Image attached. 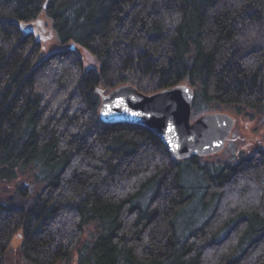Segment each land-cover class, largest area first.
I'll use <instances>...</instances> for the list:
<instances>
[{
  "label": "trees",
  "instance_id": "obj_1",
  "mask_svg": "<svg viewBox=\"0 0 264 264\" xmlns=\"http://www.w3.org/2000/svg\"><path fill=\"white\" fill-rule=\"evenodd\" d=\"M42 12L76 48L40 59ZM125 85L264 124V0H0V264H264V148L175 160L101 120Z\"/></svg>",
  "mask_w": 264,
  "mask_h": 264
},
{
  "label": "water",
  "instance_id": "obj_2",
  "mask_svg": "<svg viewBox=\"0 0 264 264\" xmlns=\"http://www.w3.org/2000/svg\"><path fill=\"white\" fill-rule=\"evenodd\" d=\"M98 93L103 122L129 123L153 131L178 161L217 154L232 133L234 122L222 115L206 114L192 121L195 93L191 86L179 85L149 96L129 85Z\"/></svg>",
  "mask_w": 264,
  "mask_h": 264
},
{
  "label": "rangeland",
  "instance_id": "obj_3",
  "mask_svg": "<svg viewBox=\"0 0 264 264\" xmlns=\"http://www.w3.org/2000/svg\"><path fill=\"white\" fill-rule=\"evenodd\" d=\"M29 27L34 31L36 40L41 44L40 59H46L52 54L67 48L74 44L62 45L52 21L45 12L40 13L38 18L29 24ZM79 53L84 60V68L86 71L98 67L96 58L83 48H79ZM212 115L213 113L197 114L193 110L192 121H195L202 115ZM215 117H228L234 122L230 139L226 143L225 148L208 158L210 162H227L234 161L241 155H250L259 149L264 148V124L259 116L246 111L237 112L234 109L222 108L213 114ZM222 115V116H221ZM3 188L7 191H12L13 185L3 184ZM191 218V217H190ZM188 217L184 221V225L190 222ZM22 239L19 235L13 240L12 246L15 250L19 248Z\"/></svg>",
  "mask_w": 264,
  "mask_h": 264
}]
</instances>
